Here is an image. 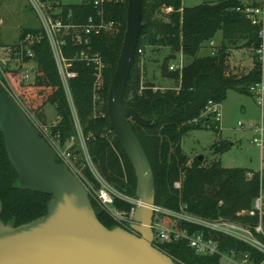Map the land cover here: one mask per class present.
Wrapping results in <instances>:
<instances>
[{
  "label": "trees",
  "instance_id": "1",
  "mask_svg": "<svg viewBox=\"0 0 264 264\" xmlns=\"http://www.w3.org/2000/svg\"><path fill=\"white\" fill-rule=\"evenodd\" d=\"M41 1L52 3L61 10L64 20L70 16L71 22L75 24L86 23L91 17L99 21V11L105 21L115 23L114 30L104 31L91 38L89 52L99 54L106 65L101 79L97 81L94 66L77 58L70 68L77 73V77L70 81V89L74 113L93 164L115 189L136 198L135 173L111 129L107 111L109 90L126 31L128 0H108L100 9L95 7V0H81L80 4L73 5L56 4L52 0ZM246 6L242 0H222L192 8L184 7L183 0H144V29L125 89L124 103L136 110L143 119L151 121L148 127L135 122L131 124L153 169L156 206L173 211L185 208L187 212L202 218H222L255 227L260 222L259 216H249L248 212L254 209L256 199L264 193V159L259 172L226 168L220 160L206 166L205 160H200V157L191 161L182 147L183 138L192 131L220 132V123L215 121L213 115L206 113L210 101L222 104L230 90L250 95L251 85L261 79V70L255 60L253 69L242 75L233 74L228 61L229 49L239 41H244L243 47L252 52L259 44L256 26L249 15L239 10ZM167 7L173 8L169 14L163 12ZM219 32L223 38L217 53L200 57L203 44L214 40ZM40 33L41 29L24 30L19 42L12 47L18 48L28 34ZM155 48H169L191 60L182 73L174 72L180 77L178 90L163 91L152 85H143L140 68L142 56L147 50ZM31 49L34 57H25L24 63L36 65L32 82H24L20 70H10L13 92L1 76L0 79L18 96L26 112L33 117L43 120L45 107L51 105L54 108L57 124L52 130L54 134L60 135L61 146H65L77 133L73 108L64 91L47 39L43 38ZM86 49L84 46H74L68 37L63 52L68 59H75ZM95 97H99V100ZM231 145L228 141L220 140L211 147V151L215 155H222ZM57 162L61 163L58 158ZM250 173L251 176L248 175ZM84 175L96 188L100 187L88 168L84 169ZM81 180L85 183L84 179ZM176 183H180L181 187L176 188ZM90 198L105 227L113 229L121 226L92 194ZM51 200L52 196L19 187L18 175L8 158L0 132L1 219L15 227L27 224L45 216ZM115 206L127 213L133 207L121 200H116ZM262 224L264 228V215ZM176 226L187 228L190 233L199 230L186 223H177ZM215 239L219 242L222 254L234 252L237 258L248 255L250 264L264 262V255L249 245L223 235H217ZM157 247L177 264H221V255L200 256L184 240L158 244Z\"/></svg>",
  "mask_w": 264,
  "mask_h": 264
},
{
  "label": "water",
  "instance_id": "2",
  "mask_svg": "<svg viewBox=\"0 0 264 264\" xmlns=\"http://www.w3.org/2000/svg\"><path fill=\"white\" fill-rule=\"evenodd\" d=\"M143 5L144 0H128L126 31L107 101L111 129L136 177L140 205L134 224L127 230L101 223L86 185L57 162L55 150L0 79V132L19 187L52 196L45 216L19 227L1 219L0 203V264H177L154 244L155 176L131 124L148 127L151 121L124 103L144 29Z\"/></svg>",
  "mask_w": 264,
  "mask_h": 264
},
{
  "label": "built area",
  "instance_id": "3",
  "mask_svg": "<svg viewBox=\"0 0 264 264\" xmlns=\"http://www.w3.org/2000/svg\"><path fill=\"white\" fill-rule=\"evenodd\" d=\"M105 1L108 0H95L94 5L96 8L100 9ZM28 2L40 21L41 33L39 35L28 34L23 39V41L19 43L18 48L8 46L3 48L2 51L0 50V76L6 81L13 91V86L9 76L10 70H21V68H23V71L26 70L29 64L24 63L25 57H34L31 47L40 42L43 38H46L51 47L64 91L74 113L70 81L77 77V73L70 70L72 63L78 58L79 60L86 62L87 65L94 66L95 70L97 71V81H99L101 79L102 71L106 65L99 54H91L89 52L91 38L100 35L104 31L114 30L115 23L105 21L102 12L99 11L98 16L101 18L99 21L91 17L86 23L75 24L71 22L70 16L64 20L61 15V10L57 7H54V5L50 2L46 3L41 0H28ZM239 10H242L245 14L249 15L252 24L257 28V38L259 44L253 51V57L258 64L259 69L261 70V79L258 82L252 84L249 91L258 100L259 107L262 111V121L258 124H251L249 130L253 135L252 143L260 148L264 159V0H258L256 5L246 6L245 8ZM172 11V7L163 9L165 14H169ZM68 37L71 39V42L74 46L87 47V49L83 50L79 55H77L75 59H68L63 52V47L66 45ZM209 48L212 55L216 54L219 49V47L213 41L209 42ZM139 52L142 53L141 50ZM185 65V60L182 55V58L179 59L176 64L172 65L170 70L173 72L179 71L182 73ZM35 69L36 67H30L26 73H22V71V80H24L26 83L33 81ZM13 92V96L18 99V96ZM95 99L98 101L99 97H95ZM206 113L213 115L216 122H221L222 116L220 112V104L210 101L208 103ZM27 114L33 121L39 133L42 135V138L55 150L56 157L61 161V163L67 165L69 169L80 179H84V184L86 185L89 193L93 195L100 206L106 212H108L115 221L121 224V226L131 227V225L134 224V211L140 205V201L136 198L128 197L115 189L99 173L88 153L86 140L84 138L82 129L79 126L76 113H74V117L77 133L66 143V145H68L70 142H73L78 137L82 138L84 142V149L82 151L84 157L87 158L88 161H86L87 163H82L83 168L80 171L81 173H78L74 169V162H77L76 153L70 150V148L67 149L66 145L61 146L60 135L54 134L52 130V127L56 126L57 123L48 131L47 128L41 127V125L36 122V119L33 117V115L29 114L28 112ZM240 126L243 127V124L240 123ZM85 168L90 170L97 183L100 185L99 188H96L93 182L86 179L84 175ZM248 175L251 176L252 174L250 173ZM175 187L180 188L181 184L176 183ZM116 200H121L131 204L133 206L131 211L127 213L119 210L115 206ZM153 208L154 218L152 228L154 232V244L156 247L158 244L184 240L187 241L188 244L200 256L221 255L223 257L225 254L221 253L219 242L215 239V236L223 235L249 245L264 255V228L262 224V217L264 215L263 192L256 199L254 203V209L248 212L249 216H259L260 222L255 227H252L249 224L232 222L222 218H202L187 212L185 208H181L180 211H173L156 205ZM177 223H186L199 228V230L195 231L194 233H190L187 228H178L176 226ZM228 256L230 261L237 258L234 252ZM242 260L245 264H248V255H245Z\"/></svg>",
  "mask_w": 264,
  "mask_h": 264
},
{
  "label": "rangeland",
  "instance_id": "4",
  "mask_svg": "<svg viewBox=\"0 0 264 264\" xmlns=\"http://www.w3.org/2000/svg\"><path fill=\"white\" fill-rule=\"evenodd\" d=\"M56 4L73 5L80 4L81 0H52ZM222 0H183L187 8L196 7L206 3H214ZM258 1V0H257ZM163 13V12H162ZM41 29L40 21L32 9L28 0H0V45L17 43L24 30ZM223 35L219 32L213 42L216 45L221 44ZM244 41H239L236 46L229 49V65L233 74L242 75L248 73L254 67V57L250 49L244 48ZM12 46V45H8ZM1 51L3 48L0 49ZM209 43L203 44L199 53L200 57L210 55ZM182 54L172 51L169 48H155L147 50L140 63L143 85H152L155 89L178 90L180 77L177 73L171 72L170 67L176 64ZM184 58V57H183ZM185 64L191 62L186 59ZM15 67V66H14ZM30 67H36L30 63L26 70L20 72L26 73ZM32 82V81H31ZM45 117L43 120L36 119L41 127L48 131L57 123V115L51 105L44 109ZM221 122L220 132L213 130H196L188 133L182 141V147L185 153L191 158V161L197 157H203L206 166L215 160H220L223 167L226 168H244L259 172L263 168V153L252 143V132L249 130L251 124H258L262 121V111L258 100L251 93L245 95L230 90L226 98L220 104ZM264 117V114H263ZM243 124V127L240 126ZM220 140L228 141L231 145L228 151L222 155H215L211 147ZM67 149L70 148L77 155V162H74V169L81 173L83 162L87 163L84 157V142L81 137L70 142ZM245 264L242 258H236L230 261L228 255H224L221 264ZM247 264V263H246ZM250 264V263H248Z\"/></svg>",
  "mask_w": 264,
  "mask_h": 264
},
{
  "label": "crops",
  "instance_id": "5",
  "mask_svg": "<svg viewBox=\"0 0 264 264\" xmlns=\"http://www.w3.org/2000/svg\"><path fill=\"white\" fill-rule=\"evenodd\" d=\"M217 2H219V1H217ZM217 2H214V3H217ZM242 2H243V4L244 5H247V6H253V5H256L257 4V0H242ZM183 6H184V4H183ZM185 7V6H184ZM213 41V40H212ZM19 42V41H18ZM17 42V43H18ZM13 44H15V43H12V44H5V45H0V49L1 48H5V47H8V45H13ZM216 44V43H215ZM221 44H222V41H221ZM221 44H218L217 46L218 47H220L221 46ZM252 55H253V52H252ZM221 125V124H220ZM232 262V261H231Z\"/></svg>",
  "mask_w": 264,
  "mask_h": 264
},
{
  "label": "flooded vegetation",
  "instance_id": "6",
  "mask_svg": "<svg viewBox=\"0 0 264 264\" xmlns=\"http://www.w3.org/2000/svg\"><path fill=\"white\" fill-rule=\"evenodd\" d=\"M123 228H125L127 230H130V227H127V226H123Z\"/></svg>",
  "mask_w": 264,
  "mask_h": 264
}]
</instances>
